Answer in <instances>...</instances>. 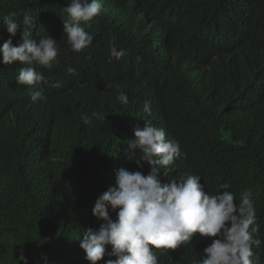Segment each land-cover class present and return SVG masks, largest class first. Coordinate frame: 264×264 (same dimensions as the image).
Masks as SVG:
<instances>
[{
	"label": "trees",
	"instance_id": "16d2710c",
	"mask_svg": "<svg viewBox=\"0 0 264 264\" xmlns=\"http://www.w3.org/2000/svg\"><path fill=\"white\" fill-rule=\"evenodd\" d=\"M99 2V16L82 25L94 39L75 52L63 34L69 0H0V44L9 37L3 18L30 14L32 37L50 35L59 50L52 70H37L61 84L39 85L46 100L33 103L16 82L22 65L0 64V141L12 186L0 213V264H17L21 252L28 264H89L79 240L102 223L95 199L117 169L150 171L128 149L143 120L187 154L160 170L162 183L195 174L210 194L228 183L237 204L252 193L262 241L253 251L264 264V0ZM113 47L125 54L117 59ZM121 91L127 105L117 100Z\"/></svg>",
	"mask_w": 264,
	"mask_h": 264
},
{
	"label": "clouds",
	"instance_id": "9594fccd",
	"mask_svg": "<svg viewBox=\"0 0 264 264\" xmlns=\"http://www.w3.org/2000/svg\"><path fill=\"white\" fill-rule=\"evenodd\" d=\"M101 9L99 0H69L65 5L63 34L73 51L80 52L91 45L94 37L82 25L99 16ZM17 16L12 11L3 18L9 37L0 44V64L22 65L16 82L28 86L30 100L36 103L46 100L39 85L61 86L37 70H52L59 50L50 35L39 40L32 37L30 30L35 19L30 14H24L19 22ZM18 31L20 40L14 45L12 37ZM111 53L117 59L125 54L123 49L116 51L114 47ZM74 72V68H68L69 74ZM117 100L122 105L129 103L122 91ZM143 111L151 115L150 102L145 101ZM82 120L85 124L91 122L87 115ZM143 121L142 128H133L134 139L128 141V149L140 153L135 160L137 168L146 163L150 171L147 175L122 167L115 171L114 184L99 194L92 207L93 216L102 223L97 229H85L79 240L85 260L89 264L102 259L103 264H171L197 253L192 264H259L253 249L260 248L262 241L256 238L259 225L252 193L245 191L237 204L233 193L227 190L228 183H221L215 194L205 191L201 177L195 174L162 183L160 170L187 154L178 141L166 138L163 128ZM6 159L0 141V213L7 209L11 198ZM110 210L116 212L115 219L109 215ZM107 246H111L110 250H106ZM105 256L109 258L104 259ZM16 261L28 264L22 252Z\"/></svg>",
	"mask_w": 264,
	"mask_h": 264
}]
</instances>
